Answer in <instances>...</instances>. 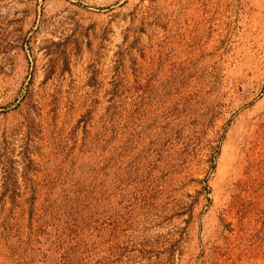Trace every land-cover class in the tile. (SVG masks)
Segmentation results:
<instances>
[{
    "label": "rangeland",
    "instance_id": "1",
    "mask_svg": "<svg viewBox=\"0 0 264 264\" xmlns=\"http://www.w3.org/2000/svg\"><path fill=\"white\" fill-rule=\"evenodd\" d=\"M0 264H264V0H0Z\"/></svg>",
    "mask_w": 264,
    "mask_h": 264
}]
</instances>
